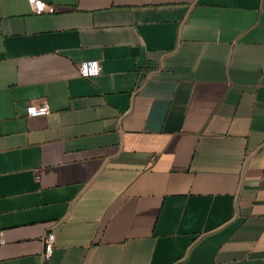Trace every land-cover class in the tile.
<instances>
[{
    "label": "crops",
    "instance_id": "1",
    "mask_svg": "<svg viewBox=\"0 0 264 264\" xmlns=\"http://www.w3.org/2000/svg\"><path fill=\"white\" fill-rule=\"evenodd\" d=\"M45 1L0 0V264H264V0Z\"/></svg>",
    "mask_w": 264,
    "mask_h": 264
},
{
    "label": "built area",
    "instance_id": "2",
    "mask_svg": "<svg viewBox=\"0 0 264 264\" xmlns=\"http://www.w3.org/2000/svg\"><path fill=\"white\" fill-rule=\"evenodd\" d=\"M32 11L35 14H45V13H55L58 8L54 4H50L45 0H28ZM43 5V7H41ZM80 73L85 77L96 76L102 71V64L98 60H89L86 62H82L79 65ZM51 111L49 103L45 102L43 104H31L27 107L28 116H41L47 115ZM56 241V235L53 232H48L45 236V253L44 257L50 258L54 251V245ZM5 242L3 238V232H0V244Z\"/></svg>",
    "mask_w": 264,
    "mask_h": 264
},
{
    "label": "snow or ice",
    "instance_id": "3",
    "mask_svg": "<svg viewBox=\"0 0 264 264\" xmlns=\"http://www.w3.org/2000/svg\"><path fill=\"white\" fill-rule=\"evenodd\" d=\"M41 7H43V5H41Z\"/></svg>",
    "mask_w": 264,
    "mask_h": 264
}]
</instances>
